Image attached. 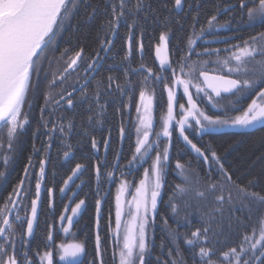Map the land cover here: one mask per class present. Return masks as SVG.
<instances>
[{
	"label": "snow or ice",
	"instance_id": "obj_1",
	"mask_svg": "<svg viewBox=\"0 0 264 264\" xmlns=\"http://www.w3.org/2000/svg\"><path fill=\"white\" fill-rule=\"evenodd\" d=\"M78 3L79 0H0V148H3V138L7 137L8 151L15 152L13 146L19 143L21 136L26 131V125H30L29 114L34 106V101L28 100V93L30 90L35 93L36 89H38L42 73H44L45 78L47 77V73L44 72L42 67V62L46 58L45 52L55 42L56 37L63 30L64 23L68 20L72 11L78 6ZM107 4L108 7L104 11L106 16H110V19H106L102 27L106 29V35L109 38L106 41H102L101 49L105 56H107L114 46L113 41L118 35L121 24L125 25L127 28V32L125 33L127 51L121 61L124 63L131 57L132 39L134 35L133 29L140 24V14L143 13L144 18H147V14H154L155 10L152 8L151 0H107ZM248 4H253L255 7H248ZM173 7L176 10L182 9L183 0H174ZM239 7L248 17L250 27L255 24H264V0H239ZM95 11L96 9L94 8L93 14ZM129 17H131V22H129ZM165 20H167V17H165ZM227 26L228 22H225V24H219L217 22V15H212L207 20V28L201 27L198 32L196 24L193 23L191 26L193 35L188 38L186 51L181 50L184 54L174 62L175 67H173V63L169 61L166 54L169 35L167 32L162 33L159 36L162 44L156 46V55L160 57L161 72L154 74L153 70L143 63H141L139 69L135 70L136 74L144 70L147 72V75L143 76L141 80L139 103L136 107L138 120V126L135 128L136 147L131 159L128 160L127 165L124 167H127L130 173L134 167L148 163L151 160V175L150 169L145 168L143 173L144 178L135 187L131 202L127 204V212H125V205L122 203L121 197L126 190L128 182L123 181L120 184V190L116 196L115 227L111 228V216H109L107 222L111 228L112 239L115 242L112 253L113 259L115 260L118 256V264H152L153 258L157 264H187L183 251L180 248L179 241L181 237H183L184 243L192 249L190 255L193 264H264V243H261L264 241V218H261L258 229L259 239L255 240V242H252V240L257 234V229H253L252 236L245 234L238 248L231 247L227 251H219L212 247L201 246L203 244L213 243L212 237L216 233L210 226L215 219V214L221 211L220 208H216L214 205L223 206L224 203L231 205L232 189H236L242 198L255 201L258 207L264 208V195L258 192H250L246 187L237 184L223 163H221V158L217 155L216 151L209 148V153L205 154L204 150L194 144L184 134L186 126H192L189 124L190 118L194 120L201 134L211 133L225 127L240 129H254L258 126L264 127V31L258 32L256 35L243 40V46L240 44L233 45L232 48L235 51L224 49V51L230 52L228 58H221L219 56L220 49L205 48L203 52L195 53L197 57L215 55L217 59L212 61V63L219 64L222 69H227V75H210L208 71L203 70L209 64V61L199 59L196 61L190 60L191 55L194 53L197 40L202 38L206 31L211 32L217 28ZM140 37L137 40V48L141 59H143L144 45L142 32L140 33ZM162 49L165 53L164 55H161ZM103 58L100 52H96L94 57H86L83 49H81L75 53L74 58L70 59L65 72L68 69L74 70L76 67H79L77 62L80 60L84 61V71L92 70L95 72ZM230 61H235L236 66L229 67ZM165 65H167L166 70L174 78V83L182 85L183 93L187 95V103L190 105L189 108H185L183 104L179 105L183 113L181 118L176 120L180 135L183 136V139L190 145L191 149L199 157H203L204 162L208 164V173L206 174L208 179L205 180L198 171L188 170L185 168V165L177 161L176 167L180 170V176L183 178L185 186L176 185L175 187L181 196L206 202L203 207L207 208L208 211H201L199 213V220L202 224L208 226L197 228L191 232L190 236L187 233H180L177 230L169 231L168 236L170 237L172 247L166 251V255L169 257L168 260H163L160 256H153L151 248L154 242L158 199L161 197V192L164 188L163 176L165 169L162 167V164H166L168 161V152L171 146L170 137L172 133L169 129L173 127L172 121L175 119L174 102L176 97L172 89L168 88L167 115L163 119L162 133H153V96L149 95L147 91L150 80L153 83L157 81L161 83L167 82L168 77L164 75ZM128 72L129 69L125 68L124 84H115L116 90L124 95L134 90L132 81L127 78ZM233 74L240 78H231ZM198 77L203 78L202 82L207 89H210L214 93L215 98L222 99V93L230 94L236 98L235 101L230 102L229 108L224 109L225 115H208L198 106L196 100L193 99L190 85L195 87L197 96L204 93L206 99L212 102V107H219L218 101H214V97L208 95L205 88H201L199 83H194V80ZM33 80H35V84L32 83ZM114 82V77H107V84L103 88L105 94H108V90L112 88ZM54 83L55 79L49 81L48 86L51 87ZM257 87H259V91L256 93V96L261 103H258L257 99H253L240 115L234 117L226 115L229 110H236L232 105H238L239 101L247 97ZM86 88L87 80L81 86L79 90L80 96L77 98L75 104L73 102V93L77 91L75 87H73L72 92L62 90L59 93V100L54 99L51 92L45 94V103L40 108L39 117L41 124L47 130L45 133L47 135V141L44 147L45 155L52 148L53 141L56 139L55 134L59 133L62 139L59 141L60 148L58 151H62L66 147L67 151H63L65 160L71 161L75 159L73 146L67 140L69 135L74 131L76 107L82 100L88 102L87 110L92 112L93 115L103 116L106 112V104L100 102L102 97L99 85L97 91L91 97L86 92ZM152 91L154 93V89ZM61 101H64V103L61 104ZM26 104L29 109L28 112L23 110ZM93 105H95V109H98V111H94ZM46 109H50L47 112L49 119L45 118ZM60 109H70L74 114L73 117L69 118L65 116L64 112H61ZM93 115L87 117L89 123H91ZM52 117H55V119H51ZM65 120L67 123H64ZM50 123L51 127H49ZM82 125L83 121H81V129L83 130ZM83 131L84 134H88L86 130ZM38 133L39 128L34 131L33 136L35 137ZM161 134L169 138L168 146L163 149V156H161L159 151V137ZM150 135H154L155 138L150 140ZM119 136L120 140L123 141L125 138L123 124L119 128ZM91 146L94 150L99 151L98 142L94 137L91 138ZM103 147L105 153H107L110 148V138L104 140ZM34 151L39 150L34 149ZM154 151L156 155L153 158L152 153ZM209 156L211 157V163H209ZM121 158L122 153L116 152L114 155L113 170H116V164ZM2 159L4 167L6 168L10 157L4 156ZM47 162L46 160L40 162L39 176L35 183V198L30 201V215L26 220L19 214H16L14 217L11 215V209L16 207L13 197L18 198L21 195L20 189L24 187V180L20 181L8 196L3 207H0V217H2V220H0V238H2L0 240V264H33L26 250V239H22L21 241L20 253L22 261L17 260V241L14 236L16 234L17 223L20 225L26 224V237H32L34 235V226L38 224V205L42 203L41 181L45 175V164ZM189 163L191 162L189 161ZM101 165L105 168L109 183H111L114 177L113 171L108 170L107 159L94 164L97 182L99 183ZM213 165L218 172V180L211 179ZM86 170L85 164L76 163L75 167L71 169V175L63 182L64 187L60 188V192L63 193L68 189L69 181H73L74 178H79ZM24 171L25 176H27L28 169L25 168ZM0 175H3V173H0ZM124 175L125 173L122 167L120 169L122 180ZM252 183L253 181H249V185ZM76 187H79V185H76ZM51 191V189H47L48 193H51ZM97 191L99 192V187ZM24 194L27 195V191ZM76 195L75 192L72 193V196ZM172 199L173 197H169L170 204ZM84 206L85 200L80 199L78 203H75L74 207H71L70 215L64 214L69 211L67 206L64 207V211L58 217L60 231L68 235L73 234L72 229L76 222L74 218L80 215ZM196 206L198 209L201 207L200 204ZM49 207L51 208V203ZM171 207L173 213H175L176 206L171 205ZM185 207H192V205L186 200ZM125 215L128 217L127 220L123 219ZM162 219L163 223L167 225V219L163 217ZM177 223L179 224V221ZM239 223L241 226H244L242 221ZM185 224L191 227V221L186 217ZM95 227V257L90 261V264H104L100 249L99 200L96 201ZM52 229L53 225H49L45 237V247L49 250L44 251L42 254L39 251L34 253L38 261L46 260L47 264H53V252L51 249L56 247L59 252L60 261H67L68 264H84L83 259H80V257L87 255L85 244L83 242L73 241L72 243H60L56 245ZM210 232L212 233L211 236ZM215 242L220 243L219 240ZM246 244L247 246H245ZM165 247L162 241L160 245L162 253ZM196 248H198V251L195 250ZM146 255L149 257L147 262ZM213 257H216V259H213Z\"/></svg>",
	"mask_w": 264,
	"mask_h": 264
},
{
	"label": "trees",
	"instance_id": "obj_2",
	"mask_svg": "<svg viewBox=\"0 0 264 264\" xmlns=\"http://www.w3.org/2000/svg\"><path fill=\"white\" fill-rule=\"evenodd\" d=\"M196 2L192 5L191 10L179 12L173 7L174 0H151L152 8L155 13H148L147 18H144V14H140V24L134 28L135 35L143 33V43L146 49L145 62L150 64L149 61H154L155 44L158 43L159 36L162 33H168L169 37L173 39L175 43L176 34L178 33H192V30L181 29L180 23L175 19L183 18L184 16H206L209 19L212 15H217V19H232L235 17H247L244 11L239 7V0H186ZM167 5V7H165ZM108 7L107 0H79L78 6L72 11V14L68 20L64 23L63 30L56 37L55 42L46 50L45 59L42 62L44 72L47 73L45 78L44 73L41 74L40 84L35 93L29 91L28 100L34 101L29 120L30 125H26V131L21 136L19 143L15 144V152H9L7 148V137L3 138V148H0V207H3L8 196L12 193L13 189L20 183L23 178L24 170L30 165L28 174L26 176L25 184L22 190L21 197L14 210L13 217L19 214L24 217L25 220L29 216L30 201L35 198V183L39 176L40 162L42 160L48 161L46 168V175L44 183V191L42 197L41 214L39 216L37 229L35 235L28 239L23 235V226L19 223L16 224V234L14 238L17 241L16 256L20 255L21 241L27 240L26 250L29 253L30 259L33 264H45L44 261H38V258L34 255L35 252L43 251L45 245V237L49 229V225L53 224V221H57L59 217V210L65 207L68 200L72 197V193L77 195L73 197V203L79 202L80 199L85 200L83 217L86 220L85 231L89 240V249L91 254L95 257V221H96V201L101 202L106 189H108V180L100 176L99 183L94 172V164L101 160L99 153H96L91 146V138L94 137L100 148H103V142L108 139L107 132L112 129L110 124L115 120H120L122 115L118 109L120 105L121 97H129L134 100L139 96L140 88L135 92H128L124 95L116 90L115 86L108 90V94L103 92V88L107 84L108 71L105 67H101L97 71V75L88 83L86 92L91 97L99 87L101 88V103L106 104V112L103 116H95L92 112H89L88 102L81 101L76 107L75 115V128L69 135L67 142L72 144L75 159L68 161L63 156V151H67L65 147L62 151H58L60 148L59 141L62 139L59 133H56V139H54L52 148L48 150L45 155L44 147L47 141L46 129L40 122V108L44 106V96L46 93L51 92L54 99L59 100V93L61 91L68 92L77 86L84 80V61H78L79 67L77 69H68V63L71 58H74L75 53L83 49L86 57H94L95 52L101 49L102 41H106L109 37L106 35V29L102 27L106 19H110V16H106L105 8ZM248 7H255L253 4H248ZM96 9L93 14V9ZM196 10V11H195ZM167 17V20H165ZM131 22V17H129ZM186 24V23H185ZM189 24V23H187ZM120 35L115 40V44L121 43L118 48L123 49L125 43V33L127 28L125 25L120 26ZM169 29L171 30L169 32ZM251 29L247 28L244 32H250ZM124 35V36H122ZM249 35V34H248ZM252 36V35H251ZM157 38V39H155ZM170 39V40H171ZM172 49V47H171ZM178 55L174 56L175 59ZM90 62V61H89ZM153 63V62H152ZM121 75V74H120ZM63 78V79H62ZM55 79V83L49 87V81ZM83 80V81H82ZM35 84V80L32 81ZM160 92L157 93V95ZM80 96V91L73 95L74 104L77 98ZM165 97V96H163ZM90 102V101H89ZM61 102V104H63ZM94 111L95 105H93ZM28 112L27 104L23 109ZM50 109H46L45 118L49 119L47 112ZM64 112L65 116L73 117V112L70 109H60ZM93 115L91 123L88 122L87 117ZM51 119H55L52 117ZM81 121H83L82 128L86 130L88 134H84L81 129ZM64 123H67L65 120ZM51 127V123L49 124ZM39 128V133L34 137V131ZM79 141V143H77ZM209 148L216 151L217 155L221 158V163L232 175L233 180L237 184L244 186L250 192H258L264 195V127L257 128L251 131L230 132L216 134L212 141L209 142ZM34 149L39 151H34ZM101 150L100 155L103 154ZM209 151V150H208ZM209 153V152H208ZM207 153V154H208ZM10 157L8 160V166L5 168L3 164V157ZM193 160H197L191 158ZM211 163V157L209 156ZM31 161V163H29ZM76 163L86 165V171L83 172L79 178H74L69 184L68 189L63 193L60 192V188L64 187V181L69 175H71V169L75 167ZM201 163V162H199ZM190 163L188 170H195L200 173L201 176L208 179V168L203 164ZM135 170L133 173L126 176L125 180L128 182V186L131 192L135 190V186L143 176V171ZM187 174V173H186ZM166 176V183L164 187L163 199L158 208V214L155 222L154 242L152 244L153 256H160L163 260H168L166 255L168 248H171L170 237L168 232L177 230L180 233L191 234L197 228H203L208 225L202 224L199 220V213L201 211H208L203 205L205 201H196L189 199L188 197L181 196L176 185L185 186L183 178L179 175L177 179H172ZM211 179L218 180L219 175L213 165L211 172ZM249 181H253L249 185ZM115 182L111 184V189L104 199L102 206L101 219H100V237L103 231H111L114 226L115 218ZM46 185V187H45ZM79 185V187H76ZM99 187V192L97 191ZM47 189H51V193L47 192ZM117 189V188H116ZM27 191V195H25ZM175 194V195H174ZM169 197H173L171 204L169 203ZM14 198V197H13ZM188 201L192 207H185V201ZM51 203V208L49 207ZM197 204L201 207L198 209ZM171 205L176 206V212L173 213ZM216 208H220L221 211L215 214V219L211 224V229L216 233L211 244H203L204 247H212L219 251H227L231 247H237L243 240L245 234L252 236L253 229H257V234L253 237L252 242L259 239L258 229L260 227L261 218H264V208L258 207L255 201L248 198H242L241 194L232 189V204L224 203L223 206L214 205ZM111 216L112 224L111 228L108 226V219ZM163 218L167 219V225L163 223ZM185 217L191 221V227L185 224ZM2 220V217H0ZM179 221V224L177 223ZM243 222L244 226L239 223ZM104 228V229H103ZM212 233L210 232V236ZM107 239V238H106ZM2 240V238H0ZM102 240V239H101ZM219 240L220 243L215 241ZM165 244V250L162 253L160 245L161 242ZM101 254L104 260V264H118L117 258L114 260L110 246L107 248L104 245V240L100 242ZM180 248L183 251V255L187 264H193L191 259V247L184 243L183 237H181ZM261 243H264L262 241ZM247 246V244L245 245ZM45 247V246H44ZM259 247V245H258ZM48 249V248H47ZM198 251V248L195 249ZM239 250V249H238ZM30 251V252H29ZM175 255V253H173ZM149 259L146 255V262ZM216 259V257H213ZM152 264H157L156 260L152 259Z\"/></svg>",
	"mask_w": 264,
	"mask_h": 264
},
{
	"label": "flooded vegetation",
	"instance_id": "obj_3",
	"mask_svg": "<svg viewBox=\"0 0 264 264\" xmlns=\"http://www.w3.org/2000/svg\"><path fill=\"white\" fill-rule=\"evenodd\" d=\"M196 4V2H191V1H187L183 0V8L178 10L179 12H184V11H189L192 8V5ZM196 11V10H195ZM141 20V19H140ZM180 23L179 28L181 27V29H186V30H192L191 26L193 25V23L196 24V29L197 32L199 31V29L201 27H205L207 28V17L206 16H191L190 18L187 16H184L183 18L180 19H175ZM217 22L219 24H225V22H228V26L227 27H220L217 28L211 32H207L205 33V35L198 39L196 45H195V49H194V53L191 55L190 60L191 61H196V60H207L209 61V64L203 69L204 71H208L211 74H217V75H227V69H222L221 66L219 64L216 63H212V61H215L217 59V57L215 55L213 56H208V55H203L200 57H197L195 55L196 52H203V50L205 48L208 49H220V53L219 56L221 58H227L230 55V52H226L224 51V49H231V51H235L234 48H232L233 45H237L240 44L242 45V41L248 39L251 35H256L258 32L264 31V24H255L253 26H249V21H248V17H235L232 19H226V20H222V19H217ZM186 23V24H185ZM189 23V24H187ZM251 29V33L248 32H244L245 29ZM120 29L118 30V35L115 37V40L118 38V36L120 35ZM133 39H132V51H131V57L127 62L122 63V58L125 56V53L127 51V40L125 39V43H124V48H118V46H121V43L115 44L113 42V48L111 50V52L105 56L104 52L102 51V49H100L97 52H100L101 57H104L103 60L101 61V65L100 68L98 69V71L101 69V67H105V69L109 72L108 75L112 76L115 78V82L113 83V86H115L116 83H120V84H124L125 83V74H124V69L128 68L129 72L127 75L128 80L132 81V84L134 86V90L131 91V93L135 92L136 89L141 87V80L143 79V76L147 75V72L144 70H141L139 74H136L135 70L140 68L141 63L145 64L148 68H151L153 70V73H159L161 72V67H160V62H158V57L156 55V46L157 45H161L162 41L158 40V43H156L155 45V50H154V61H149L147 60L150 64H152V66H150L148 63L145 62V57L146 55V49H145V45L143 48V59H141V55L138 52V48H137V40L140 39V34L135 35L134 29H133ZM193 34L191 33H178L176 34V42H173V39H171L169 37L168 39V44H167V48H168V58L169 61L173 63V67H175V61L179 59V57L181 55L184 54L183 51L181 50H185L187 49L188 46V38L190 36H192ZM124 36V35H122ZM144 36V35H143ZM195 38V37H193ZM157 39V38H155ZM171 39V40H170ZM143 40V37H142ZM172 47V49H171ZM96 53V52H95ZM173 55L176 56L178 55L175 59L173 58ZM75 56V55H74ZM95 56V55H94ZM114 67H110L113 66ZM236 65L233 64L232 67H235ZM229 67H231L229 65ZM77 69V67L75 68ZM74 69V70H75ZM164 75L168 77V80L166 83H161L159 81L153 83L151 80L149 81V87L147 89L148 94L152 93L153 96V101H152V115H153V133L155 132H161L162 133V129H163V119L166 118L167 115V105H168V100H167V92H168V88H171L173 93L175 94V86L176 84L174 83V78H172L171 74L169 71H167V65L164 66ZM92 72V70H88L87 72L85 71V75H84V79L85 80L88 75H90ZM97 73V72H96ZM121 74V75H120ZM97 74L94 75V77ZM231 78L234 79H239L240 77L233 74ZM93 79V78H92ZM82 80V81H83ZM203 78L202 77H198L194 80V83H199L201 88H205V91L207 92L208 95H212L214 97V101H218L219 103V107H212V102H209L204 93H201L200 96L196 95L195 92V87L190 85V91L193 93V99L196 100V103L198 104V106L203 109L208 115H225L224 109L225 108H229L230 107V102L235 101V97H233L230 94H226V93H222V99L221 98H215L214 93L211 92L210 89H207L205 84L202 82ZM81 83V82H80ZM112 86V87H113ZM154 89V93L153 90ZM178 99L176 102V107H175V112H174V117L175 119L172 121V125L173 127H170V131L172 133L171 137H170V142H171V154L169 155V165L167 166V162L166 164H163L165 166V174L163 176V181H164V187H165V183H166V176H168V174L170 175L169 177H171L172 179H177L179 175V169L176 167L177 161H179L181 164L185 165V168L189 167L190 163L189 161L193 164H197L199 162V164H203L204 166H206V168H208V166L206 165V163L204 162L203 158L199 157L197 154L193 153L192 150L185 144V142L183 141V136L180 135L179 132V127L176 125V120H179L182 116V110L179 108L180 104H183L185 108H189L190 105L187 103V95L183 93V88L182 85H178ZM141 91V89H140ZM259 91V87H257L252 93H250L247 97H245L244 99H242L241 101H239L238 105H232L233 107L236 108L235 111L229 110L226 115L227 116H236V115H240L244 109H246L247 105L251 103V101L253 99H257L256 93ZM69 92V91H68ZM160 92L158 95L157 93ZM165 96V97H163ZM202 97H204L202 99ZM60 99V97H59ZM63 102V101H61ZM258 103H261V101L259 99H257ZM139 103V96L137 97L136 100L132 98L129 99V97H121V102L120 105H118V109L121 111L122 115L120 117V120H115L114 123L110 124V127L112 129L108 130L107 132V138H110V148L108 150L107 153H105L104 151V147L101 149L100 145H98L99 147V151H96V153H99L98 156H101V160L98 162L103 161L104 159H107L108 161V170L109 171H113V177L114 179L112 180L111 183H108L109 185V191L111 189V184L113 182H115V190L117 188V190L115 191V199L117 196V192H119L120 189H118V184H119V180L121 179L120 176V169L123 167V171L125 173V175L123 176L125 180L127 174H128V168L124 167L125 165H127L128 160L131 159L132 154L135 151V147H136V133H135V128L138 126V120H137V112H136V107ZM121 124H123L124 129H125V138L123 141L120 140V136H119V128L121 126ZM189 124H191V127L186 126L185 128V135L188 136V138L190 140H192V142L194 144H196L198 147H200L202 150H204L205 154H207L209 151V142L212 141L213 137L217 134H222V133H230V132H241V131H245L244 129H240L237 128L235 130H230L227 132H211V133H203L200 134L198 133V126L195 124L194 120L192 118L189 119ZM154 135H150L149 139L152 140L154 139ZM169 144V138L168 137H164L162 134L159 137V151L160 154L162 153L163 155V149L165 147H167ZM101 150H103V154L100 155ZM116 152H121L122 153V158L117 162L116 164V170H113V161H114V155ZM156 152L154 151L152 153L153 158L155 157ZM191 158L197 159V160H193ZM210 162V160H209ZM152 163V161H148V163H144L140 166L134 167L132 169V171L134 172L135 170H141L143 168H147V166H150ZM132 172V173H133ZM100 176H102L103 180L106 179L109 182V178L106 175L105 172V168L103 167V165H101V174ZM72 182V181H71ZM70 182V183H71ZM164 189V188H163ZM126 192V191H125ZM164 194V191H163ZM162 194V197H163ZM73 197L72 196L71 199V203H70V199L68 200V202H66L67 204L65 206H67L69 208V211L67 213H64L65 215H70V209L71 207L75 206V203H73ZM126 197H127V193H126ZM161 197V198H162ZM127 199V198H126ZM163 199V198H162ZM161 199V202H162ZM78 203V202H77ZM42 206V204H41ZM115 210H116V200H115ZM64 211L60 209L59 210V215ZM84 209L83 211L80 213L79 216L75 217L74 220L76 221L74 223L73 229H72V235H68V234H64L62 231H60V222L59 220L57 221H53V237L55 240L56 245H59L60 243H72L73 241H78V242H83L85 244L86 247V252L87 255H84L82 257H80V259H83L84 264H90V261L93 260L94 256L91 254L90 249H89V240L87 238V234L84 233L85 231V218L83 217V213H84ZM102 212V210L100 211ZM40 214H41V210H40ZM40 214H38L40 216ZM30 215V212H29ZM115 215V214H114ZM157 216V215H156ZM101 215H100V219H101ZM125 220V216L123 218ZM39 220V219H38ZM115 221V218H114ZM96 222V221H95ZM156 222V219H155ZM115 227V223L113 228ZM37 229V226H36ZM35 229V232H36ZM104 229V228H103ZM25 230H26V225L23 226V235L22 237L25 236ZM34 232V235H35ZM100 232V231H99ZM100 234V233H99ZM95 236H96V230H95ZM28 239L32 238V237H26ZM107 238V239H106ZM101 241L102 242L104 240V245L107 248V246H110V248L113 249L114 247V241L112 239V233L111 231H103L101 233ZM101 244V243H100ZM45 246V245H44ZM43 246V251L40 248V253L42 254L44 251H48L49 249H47L46 247ZM53 252V264H67V262L65 261H60L59 260V252L57 250L56 247H53L52 249ZM30 252V251H29ZM113 253V251L111 252ZM29 254V253H28ZM113 255V254H112ZM18 261H22V256L21 253L19 256H16ZM117 261H118V256L116 257ZM43 263V261H42ZM44 263L46 264L47 261L45 260Z\"/></svg>",
	"mask_w": 264,
	"mask_h": 264
},
{
	"label": "water",
	"instance_id": "obj_4",
	"mask_svg": "<svg viewBox=\"0 0 264 264\" xmlns=\"http://www.w3.org/2000/svg\"><path fill=\"white\" fill-rule=\"evenodd\" d=\"M198 41V40H197ZM114 42V41H113ZM100 65H101V62H100ZM100 68V66L97 68V70L95 71V72H91V74L90 75H88V77L83 81V82H81L79 85H77V86H75V88L77 89V91L75 92V93H77L79 90H80V88H81V86L82 85H84L85 84V81L87 80V85H88V83H90V81L92 80V78L94 77V75L96 74V72L98 71V69ZM210 75H217V74H211L210 73ZM234 79V78H233ZM73 90V89H72ZM72 90H70L69 92H72ZM175 97H176V99H175V102H174V112H175V107H176V102H177V99H178V92H179V90H178V85L176 84V86H175ZM75 93H73V95L75 94ZM257 128H260L259 126L258 127H256V128H254V129H244L245 131H251V130H255V129H257ZM235 129H237V128H232V127H225V128H222V129H217L216 131H214V132H227V131H230V130H235ZM198 133H200V132H198ZM201 134V133H200ZM183 139V138H182ZM183 141L185 142V144L191 149V147H190V145H188L187 144V142L183 139ZM192 150V149H191ZM192 152L193 153H195L193 150H192ZM171 154V146H170V148H169V152H168V161H167V166L169 165V155ZM196 154V153H195ZM201 158H203V157H201ZM48 163V162H47ZM47 163L45 164V175H46V168H47ZM210 163V162H209ZM206 165L208 166V164L206 163ZM29 167H30V165H28L27 166V169L29 170ZM115 171V170H114ZM113 174H114V172H113ZM45 175H44V177H43V180L41 181V202H42V197H43V191H44V181H45ZM22 180H26V176H25V172H24V175H23V178H22ZM108 189H109V187H108ZM108 189H106L107 191H106V193L104 194V196H103V198H102V200H101V202H100V211L102 210V206H103V203H104V199H105V197H106V195L108 194V192H109V190ZM22 190H23V188H21L20 189V192H21V194H22ZM163 191H164V189H162V192H161V197H162V194H163ZM20 197H21V195L17 198V197H14L13 199L15 200V203H16V206H17V203H18V201H19V199H20ZM159 198L158 199V208L160 207V204H161V199L162 198ZM121 199H122V203L124 204V205H126V192H124L123 193V195H122V197H121ZM116 200V199H115ZM16 208V207H15ZM15 208H12L11 209V215H13V213H14V210H15ZM40 210H41V204L40 205H38V214H40ZM116 211V210H115ZM158 211H159V209H158ZM100 215H101V212H100ZM38 219H39V215H38ZM155 219H156V217H155ZM36 226L37 225H35L34 226V232H35V229H36ZM65 262H67V261H65ZM47 264V263H46ZM67 264H68V262H67Z\"/></svg>",
	"mask_w": 264,
	"mask_h": 264
},
{
	"label": "rangeland",
	"instance_id": "obj_5",
	"mask_svg": "<svg viewBox=\"0 0 264 264\" xmlns=\"http://www.w3.org/2000/svg\"><path fill=\"white\" fill-rule=\"evenodd\" d=\"M161 44H162V43H161ZM167 50H168V48H167ZM164 54H165V53H164V51H163V49H162V53H161V55H164ZM166 54H167V56H168V51L166 52ZM228 57H229V56H228ZM228 57H227V58H228ZM158 60H159L158 62H160V57H158ZM77 63H78V62H77ZM233 64H235V61H230L229 65H230L231 67L233 66ZM79 84H80V83H79ZM79 84H78V85H79ZM149 95H152V93H151V94L149 93ZM161 156H163L162 153H161ZM150 166H151V165H150ZM150 166H147V168L150 169V175H151V167H150ZM162 167H164V169H165V166H164L163 164H162ZM145 168H146V167H145ZM145 168H143V169H145ZM143 171H144V170H143ZM132 172H133V171L131 170V172L129 173V170H128V174H127V175L131 174ZM143 173H144V172H143ZM143 178H144V176H142L141 179H143ZM123 179H124V177H123ZM141 179H140V180H141ZM140 180H139V181H140ZM123 181H126V180H122V179L119 180L118 189H120V184H121ZM139 181H138V183H137L136 186L139 185ZM70 182H71V181H69V184H70ZM136 186H135V187H136ZM68 187H69V186H68ZM128 188H129V186H128V184H127V185H126V190H125L126 193H127V197H126L127 199H125V200H126L125 212H127V204L131 202L132 195H133L134 192H135V190H134L133 192H131L130 189H128ZM116 190H117V189H116ZM117 193H118V192H117ZM15 209H16V208H15ZM127 219H128V217H127V215H125V220H127Z\"/></svg>",
	"mask_w": 264,
	"mask_h": 264
}]
</instances>
